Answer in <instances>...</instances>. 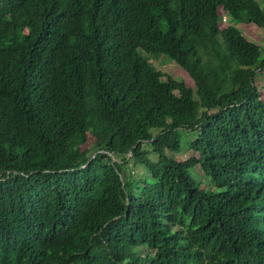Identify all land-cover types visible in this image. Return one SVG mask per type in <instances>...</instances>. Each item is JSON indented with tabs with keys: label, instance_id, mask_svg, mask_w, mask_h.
Returning <instances> with one entry per match:
<instances>
[{
	"label": "trees",
	"instance_id": "1",
	"mask_svg": "<svg viewBox=\"0 0 264 264\" xmlns=\"http://www.w3.org/2000/svg\"><path fill=\"white\" fill-rule=\"evenodd\" d=\"M260 1L0 0V264H264Z\"/></svg>",
	"mask_w": 264,
	"mask_h": 264
},
{
	"label": "rangeland",
	"instance_id": "2",
	"mask_svg": "<svg viewBox=\"0 0 264 264\" xmlns=\"http://www.w3.org/2000/svg\"><path fill=\"white\" fill-rule=\"evenodd\" d=\"M228 24H229L228 23V17L226 15L222 14L219 27L223 28V27L227 26ZM236 27L246 36V38H248L249 40H251L257 44H261L262 46H264V30L257 29V28L250 26V25H244V24H237ZM153 57H156V56H153ZM159 57H161V58L154 59L151 56H148V61L157 70H159V71H161L167 75H170V76L174 77L175 79L182 80L188 88L194 90L193 81L190 79V77L187 75V73L183 69H181L175 63L170 62L169 59L166 58L165 56H159ZM257 84H258V86H262V79H258ZM261 93H262V95L264 94V92L262 90H261ZM90 139L92 140L91 137H89V140ZM87 145L88 144H86V146ZM191 156H192V153H190L188 151H184L183 153H180V154H178V153L174 154V157L178 160H186ZM150 158L155 159V156H152ZM196 170L198 171L199 169L196 168ZM142 172H143L142 168L138 167L135 170H132L131 175L134 177H136V176L139 177V174H141ZM191 175H193L195 177L193 172H191Z\"/></svg>",
	"mask_w": 264,
	"mask_h": 264
}]
</instances>
